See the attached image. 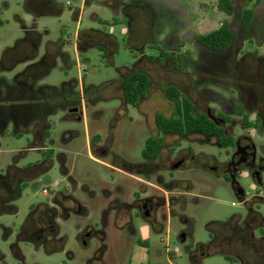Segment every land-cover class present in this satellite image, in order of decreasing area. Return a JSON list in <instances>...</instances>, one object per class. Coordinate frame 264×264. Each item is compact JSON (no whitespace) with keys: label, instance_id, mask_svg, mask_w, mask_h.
<instances>
[{"label":"rangeland","instance_id":"rangeland-1","mask_svg":"<svg viewBox=\"0 0 264 264\" xmlns=\"http://www.w3.org/2000/svg\"><path fill=\"white\" fill-rule=\"evenodd\" d=\"M22 2L23 0H0V22L3 23L2 26L0 25V55L6 47L13 49L16 41L23 37L14 22L15 16H21V18L24 16ZM215 2L216 0H86L85 5L82 6L81 0H56L58 11H60L56 19L47 18L42 21L49 26V34L44 40L60 41V49L65 58L64 62L58 60L57 68L39 83V85L56 86L58 90L50 94L45 91L46 95L39 100L45 102L49 99L55 103L52 108L56 114L51 111L49 113L47 110L48 115L45 119L49 126L47 139L53 141L51 145L46 141V146L55 150L56 153V150L60 148L61 139L64 138L68 142L65 149V169L73 184L63 179L58 164L53 162L41 175L40 181H36L33 188L25 189L22 197L13 202L17 208L16 213L13 214L11 210L1 214L0 223L4 226H10L12 222L18 224L28 214L30 205L46 202L55 191H62L78 200L89 209V216L73 215L66 223L58 222L60 233H67L68 237L65 249L60 253L45 254L42 249L32 253L21 244L26 264H61L63 262L82 264L88 258L91 262H97L95 258L99 247L97 234L89 241L88 248L82 249L81 244L76 240L77 231L86 225L97 232L101 230L98 222L102 204H107L117 197L116 188L119 186L125 190L121 197L125 202L130 200L134 192L143 197L144 191H141V186L133 183L121 171H129L130 166L143 162L141 151L151 134L150 128L154 114L156 112L169 114L171 111V106L166 103L160 92V85L174 84L188 91L194 104L202 108L205 99L197 91L206 89L214 98L229 97L233 94L231 93L234 90L233 82L249 81L248 74L255 67L253 63L255 61L257 64L263 63L262 71L258 73L261 76L254 81L255 86L264 91V0L256 10V16L250 25L251 29L240 33L248 37L239 46V51L233 56V60L228 61L226 58L228 53L224 56L222 54L216 56L220 58L219 60L211 59L213 63L211 66L215 63L216 65L208 74L195 69L192 59L197 57V53L190 43L194 40L195 34L215 29L223 19L230 22L232 30L241 31L240 10L246 5V1H236L238 9L232 17H226L218 12ZM79 9L81 12L77 26L75 16ZM78 31L80 33L88 31L94 36H98L99 33L113 36L116 41L113 51L105 52L94 45L76 49L74 38ZM188 31H194V33L191 32L183 38ZM168 37L165 49L171 52V57L174 58L175 54L179 53L180 44H185L182 50H189L190 58L180 69L170 60L166 63H149L140 66L151 78L152 89L145 98H141L138 107L124 105L117 80L121 70L136 62V49L133 51L131 47H142L145 55H155L156 50L153 46L156 40L163 41ZM130 38L134 42L130 41ZM44 52V48L40 47L39 53L43 55ZM225 61L228 63L221 65ZM236 62L239 63V74L244 79H235ZM218 63L220 64L217 65ZM20 68L19 64L14 72ZM226 75L230 77H224ZM0 76L8 80L12 75L11 72H1ZM64 83L66 86L61 88ZM248 83L250 81L246 84ZM227 84L229 86H226ZM227 87L231 88V92L226 91ZM0 93V114L7 113V110H14L13 105L16 106L17 102L27 103L33 100L6 94L5 88ZM67 98L83 102V117L80 114L79 105L71 107L66 105ZM73 107L78 108L77 113L72 111ZM40 111L43 114L44 110ZM75 114L77 116H74ZM78 118H84L85 122ZM69 132L78 135L70 139ZM85 133L89 134L90 140L94 136L98 137L99 141L91 142V144H96L104 150L103 154L97 153L92 146L88 147ZM234 133L248 135L255 146L256 160H264V128L248 131L236 126ZM28 137L25 135L15 138L12 134L0 136V174L4 172L5 165L19 155L21 156L17 162L19 167L41 161L37 152H28L26 155L16 153L17 150L26 146ZM188 145L182 142L180 146L181 149H186ZM191 150L195 155L198 153L210 155L218 163L226 162L227 155L230 153V149H221L217 145L202 147L191 145ZM205 162V159L198 158L186 162L185 169L173 171L169 176L166 173L163 174L165 181L171 187L170 197L177 199L182 192L185 194L187 207L184 214L194 220V243L208 241L209 222L223 221L236 214L244 215L246 209L235 196L230 184L218 174L199 167ZM210 163L213 164L212 160ZM240 172L235 181L244 192L245 199L250 203L251 208L264 217V199L262 201L253 199L258 193V196L264 197V189L254 182L250 171ZM187 183H190L191 187L187 186ZM44 190L48 195L43 194ZM106 193L109 195L107 196ZM170 208L178 212L177 202L173 201ZM170 224L168 248L173 255L168 258L163 244H154V247L158 245L162 255L158 260H153L151 257V264H189L186 256L176 253L177 247L180 246L178 243L181 227L179 217H171ZM107 233L109 247L104 261L111 264H126L128 254L119 252L120 237L112 227L111 216L108 217ZM2 236L3 231L0 228V249L6 256L7 264H18L12 259L8 249V244L12 242V235H9L5 241L2 240ZM67 252L73 254L72 259L68 257ZM212 252L211 256H204L202 264H238L235 260L224 259L217 249Z\"/></svg>","mask_w":264,"mask_h":264},{"label":"flooded vegetation","instance_id":"flooded-vegetation-1","mask_svg":"<svg viewBox=\"0 0 264 264\" xmlns=\"http://www.w3.org/2000/svg\"><path fill=\"white\" fill-rule=\"evenodd\" d=\"M236 1L237 0H232L234 11L231 16H227L217 9V0L215 2V8L226 17H232L237 11L236 9H238ZM245 1L246 5L240 10V32L232 30L230 22L227 19H223L215 29L195 34L194 40L190 42L197 53V57L192 59L195 69H200L208 74L210 69L216 65L215 63L214 66H211L213 65L211 59L217 58L219 60L220 58L216 56L222 54V56H224V54L228 53L229 55L226 57L228 61L231 62L233 60V56L239 51V46L243 40L248 37L240 33L243 30L251 29V22L254 16H256L258 6L263 0H258L257 3H250L248 0ZM85 3L86 0H84V5ZM247 6H250V8H247ZM245 9H251L253 13L247 26H243L241 23V14ZM223 21L228 22L229 30L236 35L234 42L226 49L221 51L211 50L198 42V35H206L215 31L220 27ZM191 32L194 33V31H188L183 38ZM169 37L163 41L156 40L155 46H153L156 50L155 55H145L142 47H131L132 50L136 49V62L128 68L121 70L117 80L124 105L128 104L123 98L122 86L128 75L133 72H142L149 77L147 72L140 66L149 63H166L170 60L174 66L180 69L184 67V62L190 58V51L187 49L184 51L182 50L185 44H180L179 53L175 54L174 58L173 56L171 57V52L165 49V42H167ZM130 41L133 40L130 38ZM76 45V49H81L87 45H94L101 50H105V52H109L107 51L108 44L104 43L103 38L99 35L80 37L79 40L76 41ZM27 52L31 56L36 54L37 48L32 42L29 47L21 43H16L15 47L11 49L10 55L6 59L7 67L4 68L3 72H11L12 76L8 80L0 76V91H3L5 88L6 94H12L19 98L33 99L30 102H24V105H30L45 111L55 103H52L49 99L45 102H40L39 99L43 98L46 93L50 94L51 92L45 93V91H41V88L37 85L38 76L35 74L34 70H30L27 73L26 71L14 72L15 67H17L20 62V57ZM60 55L63 56L61 53ZM226 63L228 62L225 61V63H221V65ZM253 63L255 67L252 69L251 73L248 74L250 83L246 84L249 81L243 82V80L242 83L233 82L234 90L232 92L230 90L231 88H226L227 92L233 93L227 98H214L206 89H203L201 92L196 90L197 93L205 99L202 108H198L194 104L188 91L174 84L160 85V92L165 98L166 103L171 106V111L169 114L162 112H156L154 114L150 128L151 134L146 139L143 149L148 140L152 141V148H150V151L148 150L145 155L142 153V149V163L132 166L129 165V171H121V173L128 177L133 183L141 186V191H144L143 197H140L137 192H134L130 200L125 202L121 198L125 190L122 186H119L116 188L117 197L107 204H102L98 222V226H100L101 230L97 232L89 225L78 229L76 240L79 241L82 249L88 248L89 241L92 237H95V234H97V241L99 244L97 256L95 257L97 262H91L88 258L82 264H111L104 261L107 248L109 247V245H107V241H109L107 236L109 216L112 218V227L120 237L121 245L118 247L119 252L120 254H128L126 264H151V257L153 260H158L162 255L161 251L158 249L159 244H163L165 247V253L168 255V258L170 255H173L168 248L171 217H179V224L181 226L178 236V243L180 246L177 247L178 250H176V253L186 256L189 264H202L205 251L210 249H217V252L220 253L224 259L229 261L235 260L238 264H264V217L258 211L251 208L250 203L245 199L244 192L235 181L238 174H241L240 171L248 170L254 182L264 189V160H256L255 146L248 135H236L234 133V128L236 126H240L248 131L264 128V91L257 89L254 82L261 76L258 73L262 71L261 67L263 63L257 64L255 61ZM219 64L220 63L217 65ZM238 64L239 63L236 62L235 79H242L243 77L239 74ZM224 77H230V75ZM149 79L150 85L147 88L146 94L143 96L144 98L147 96L150 89H152V80L150 77ZM252 82L253 84H251ZM163 86L175 87L180 95L186 97L190 101L193 106L194 114L204 115L207 120L214 125L213 130L210 132L204 130L179 134H170L168 132L160 133L157 127L156 115L161 114L169 118L174 110L173 103L170 102L162 92ZM226 86L229 85L227 84ZM193 88L195 89V86H193ZM211 99L213 101L212 103ZM65 102L67 103L66 105L70 107L79 105L81 114V110L83 109L82 101L77 102L72 98H67ZM139 105L140 103L137 106H128L138 107ZM72 109L73 112L77 113V107H73ZM6 115L5 113L0 114V136L4 137L11 134L15 138H20L25 135L29 136L26 139V146L17 150L16 153L26 155L28 152H37L41 157V161L28 163L23 167H19L17 165L19 161L18 158L21 157L19 155V157L12 159V162L5 165L4 172L0 174V215L11 210L13 214L16 213L17 208L13 205V202L22 197V193L25 189L33 188L35 182L40 181L41 175L48 170L49 165H52L53 162L58 164L63 179L65 181L69 180L73 184L72 179L69 178L68 172L65 169V149L67 148L68 142L64 138L61 139L60 148L56 150L55 153V150L46 146L47 142L50 145L53 144L52 140L47 139L48 134L44 136L40 133L42 130L49 128L42 118L31 122L29 125L26 120L18 121L19 124H14L7 130ZM79 119L81 118H78V120ZM21 130L22 132L20 135H15V131ZM214 130H220L221 136H219L217 132H214ZM77 135H74V137ZM72 137L70 133L69 138L71 139ZM98 141V138L91 139L93 143ZM182 142L189 144L186 149H181L180 145ZM191 145L200 147L205 145H217L221 149H230V153L227 155L226 162L218 163L210 155H205L204 153L195 155L191 150ZM91 146L94 147L97 153H104V150L96 144H91ZM198 158L205 159L206 161L199 165V167L213 174H218L223 180L230 184L235 196L239 199L240 203H243L246 207L244 215L236 214L218 223L215 221L209 222L207 225L208 241L206 243L193 242L194 220L184 214L187 207L185 194L182 192L177 199L170 197L169 190L171 187L170 184L165 181L166 179L163 175L166 173V175L169 176L173 171L185 169V167H187L185 164L186 162ZM210 160H212L213 164L210 163ZM177 184L179 185L178 182ZM187 186H190V183H187ZM106 194L107 196L109 195V193ZM45 195H48L47 191ZM256 195L257 196L253 198L254 201H262L264 199L263 196H258L259 193ZM173 201L177 202L179 208L178 212L170 208ZM73 215L88 217L89 209L72 196L62 191H55L46 202L30 205L28 214L18 224L12 222L10 226H4L0 223V228L3 231L2 240L5 241L9 235H12V242L8 244V249L10 256L18 264H26L22 250L23 247L20 246L21 244L32 253H36L40 249H42L45 254L60 253L65 249L68 237L67 233H60L58 222L66 223ZM154 244H158L157 247H154ZM67 254L70 259L73 258V254L69 252H67ZM5 259L6 256L0 249V264H7ZM61 264L66 263L63 262Z\"/></svg>","mask_w":264,"mask_h":264},{"label":"crops","instance_id":"crops-1","mask_svg":"<svg viewBox=\"0 0 264 264\" xmlns=\"http://www.w3.org/2000/svg\"><path fill=\"white\" fill-rule=\"evenodd\" d=\"M82 6L84 5V0H81ZM69 6V4H67ZM81 6V8H82ZM21 8L24 12V16L21 18V16H16L14 19V22H16L17 26L19 27L20 32H22L23 37L21 39H18L16 43L24 44L25 46L29 47L30 43L34 44L37 48V52L34 56H31L28 52L23 54V56L20 57V62L18 65H21L20 70L18 72L26 71V73L30 70H34L35 74L38 76L37 85L41 88V91L46 92H56L58 88L56 86H50V85H39L41 83L42 79L44 77H47L50 75L52 70L57 68V62L60 60L61 62H64V53L60 49L59 42H52L50 40H44L45 37L49 34V26L43 23L42 21L46 20L47 18H55L58 16V6L56 4V0H23ZM80 12L81 9L77 12L75 19L77 26L79 25V19H80ZM0 25L2 26L3 23L0 22ZM88 31L83 32H77L75 35V41H78L80 37H86L90 35ZM99 36L103 38L104 43H107L108 48L107 51L111 52L114 49V42L115 38L111 35H106L99 33ZM77 46V45H76ZM40 47H43L45 52L43 55L39 53ZM11 48L6 47L2 51L0 55V74L4 71V68L7 67L6 59L10 55ZM60 53L63 55L61 56ZM18 67V66H17ZM66 84H62L61 88H64ZM20 103V104H18ZM14 104V103H13ZM14 110H7V113H5L6 117V125L7 130L10 126L14 124H19L18 121L26 120L28 121V125L35 121L42 118L44 120V123H46L45 119L48 115L47 110L56 114V111L54 108L50 107L47 108L41 113V109L34 108L30 105L25 106L24 101L17 102L16 106L13 105ZM83 109L81 110L82 117L84 116ZM76 116V115H74ZM80 120V119H79ZM81 120H84V118H81ZM47 127L48 124H47ZM21 131H15V135H20ZM42 135L46 136L48 134V128L45 130H42L40 132ZM72 136L77 135L74 132H71ZM85 140L87 142L88 147H91V140L88 133H85L84 135ZM94 139L98 138L97 136L93 137ZM221 220L215 221L220 222ZM214 249H210L208 251H205L206 256H211L213 254Z\"/></svg>","mask_w":264,"mask_h":264},{"label":"trees","instance_id":"trees-1","mask_svg":"<svg viewBox=\"0 0 264 264\" xmlns=\"http://www.w3.org/2000/svg\"><path fill=\"white\" fill-rule=\"evenodd\" d=\"M248 2L257 3L258 0H248ZM217 9L227 16H231L234 11L232 0H217ZM253 16L251 9L243 10L241 14V23L247 26ZM236 35L229 30L228 22L223 21L218 29L206 34L198 35L197 40L204 47L211 50L221 51L226 49L234 42ZM150 85L149 77L142 72H133L128 75L122 86L123 98L128 105L137 106L140 99L146 94ZM162 92L165 97L173 103V114L166 118L161 114L156 115L157 127L160 133L168 132L170 134L192 133L196 131L208 132L213 130L214 125L202 114H194L193 106L190 101L180 95L173 86H163ZM221 136L220 130H214ZM152 141L148 140L142 153L145 155L151 147ZM150 151V150H149Z\"/></svg>","mask_w":264,"mask_h":264},{"label":"built area","instance_id":"built-area-1","mask_svg":"<svg viewBox=\"0 0 264 264\" xmlns=\"http://www.w3.org/2000/svg\"><path fill=\"white\" fill-rule=\"evenodd\" d=\"M43 194H46V190L43 191Z\"/></svg>","mask_w":264,"mask_h":264}]
</instances>
